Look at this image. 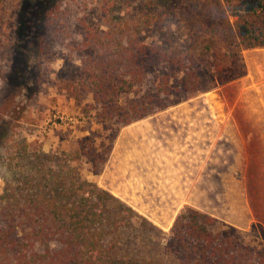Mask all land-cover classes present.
Segmentation results:
<instances>
[{
    "label": "rangeland",
    "instance_id": "1",
    "mask_svg": "<svg viewBox=\"0 0 264 264\" xmlns=\"http://www.w3.org/2000/svg\"><path fill=\"white\" fill-rule=\"evenodd\" d=\"M99 1L66 0L52 24L46 4L0 0V141L8 131L0 146V202L17 187V152L49 155L47 166H57L59 156L72 158L84 179L166 234L178 215L196 209L217 218L219 229L236 239L239 259L246 251L264 264V227L250 214L252 188L244 161L248 144L263 137L254 132L264 130V49L243 51L247 75L222 85L211 73L227 64L226 41L202 29L204 17L210 16L209 0H160L155 7L147 0H119L121 16L145 24L140 38L148 45L183 48L198 56L212 42L217 50L200 62L208 72L203 81L212 88L125 127L101 123L92 94L78 101L66 90L69 82L87 80L85 53L79 49L86 31L82 23L103 24ZM42 38L46 45L39 49ZM239 144L246 147L238 150ZM124 174L134 185L143 179L156 185L158 176L179 179L188 194L183 201L170 195L173 199L158 206L162 225L123 198L114 183ZM255 179L254 194L264 191V177Z\"/></svg>",
    "mask_w": 264,
    "mask_h": 264
},
{
    "label": "trees",
    "instance_id": "2",
    "mask_svg": "<svg viewBox=\"0 0 264 264\" xmlns=\"http://www.w3.org/2000/svg\"><path fill=\"white\" fill-rule=\"evenodd\" d=\"M65 1L25 0L46 4L52 24ZM147 1L153 7L160 2ZM99 3L103 24L82 23L86 31L79 49L85 53L87 80L69 82L66 90L78 101L92 94L101 123L125 127L212 88L203 81L208 72L200 64L217 50L212 42L198 56L183 48L148 45L140 38L145 24L121 16L119 0ZM206 13L210 16L204 17L202 29L221 37L227 49L226 66L211 74L222 85L230 84L247 75L242 52L264 49V0H209ZM37 41L43 49L45 39ZM7 138L8 131L0 146ZM17 156V187L0 202V264H262L246 251L239 259L236 239L223 233L211 215L188 208L166 234L111 192L84 179L74 159L59 156L57 166H47L49 155ZM155 178L156 185L145 179L134 185L124 174L114 185L131 205L163 225L158 206L173 197L183 201L188 191L179 179Z\"/></svg>",
    "mask_w": 264,
    "mask_h": 264
},
{
    "label": "crops",
    "instance_id": "3",
    "mask_svg": "<svg viewBox=\"0 0 264 264\" xmlns=\"http://www.w3.org/2000/svg\"><path fill=\"white\" fill-rule=\"evenodd\" d=\"M254 134L256 136L258 135V136H263V137L260 138V140L262 141L250 143L248 144L247 149H245L249 151V153L244 156L245 157L244 161L245 163L249 164L248 183L250 187L252 188V189H249L250 191L248 195V201H249L250 214H252V216L254 215V219L256 221H259L264 227V191L259 189L258 191L256 190L254 194V190H253L254 188L253 183L257 181L255 179V176L259 175V176L264 177V130H261L260 132L255 131ZM243 146L246 147V145H243ZM243 146L242 144H239L237 146V149L240 150L242 149ZM256 187H257V184H256Z\"/></svg>",
    "mask_w": 264,
    "mask_h": 264
}]
</instances>
